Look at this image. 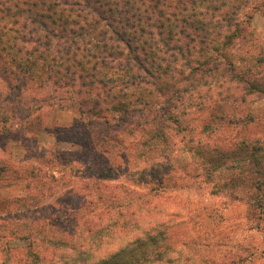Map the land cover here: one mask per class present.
<instances>
[{
  "label": "trees",
  "instance_id": "trees-1",
  "mask_svg": "<svg viewBox=\"0 0 264 264\" xmlns=\"http://www.w3.org/2000/svg\"><path fill=\"white\" fill-rule=\"evenodd\" d=\"M252 6L253 0H0V79L24 77L69 92L68 107L81 118L57 130L62 140L122 162L98 170L70 159L76 176L89 171L86 177L97 180L79 185L74 192L80 197L71 194L69 207L56 210L47 202L54 190L48 175L62 152L45 155L47 170L30 171L38 183L32 187L30 181V192L14 197L15 211L0 220V264L196 262L194 245L175 230L200 228V211L165 194L169 185L177 187L180 172L200 168L214 179L224 173L231 187L241 183L264 191V136L226 145L210 141L214 131L240 118L254 123L237 106L254 95L264 98V59L238 55L244 54L238 41L253 33ZM158 94L161 105L152 103ZM15 108L0 91L1 134L11 132ZM194 112L209 113L204 136L187 123ZM173 124L183 134L179 142ZM126 131L140 137L126 141ZM179 143L198 155L193 164L176 151ZM115 180L150 192L98 184ZM51 219L57 220L52 235ZM10 239L25 244L11 245Z\"/></svg>",
  "mask_w": 264,
  "mask_h": 264
},
{
  "label": "rangeland",
  "instance_id": "rangeland-1",
  "mask_svg": "<svg viewBox=\"0 0 264 264\" xmlns=\"http://www.w3.org/2000/svg\"><path fill=\"white\" fill-rule=\"evenodd\" d=\"M250 12L252 18L248 26L253 33L246 40L240 43V40L238 41V48L241 53H244L238 55L243 58L250 55L256 59H264L261 55H264V0H253ZM177 64L178 68H187L181 66L182 63ZM5 77L0 79L2 101L16 108L8 122L14 125L11 132L0 133V220L15 211L16 207L12 202L14 197L30 192L28 186L32 181L30 171L35 169L42 174L47 170L49 166L45 165L42 159L50 151L62 152L60 165L56 164L54 170L49 171L48 175L49 184L54 190L51 191L52 195L47 202L54 209L69 207L71 194L75 198L80 197L78 195L80 192H74L79 185L97 180L95 176L86 177L90 175L89 171L76 176L71 170L70 159L75 162V166L83 163L97 167L98 170L112 166L114 163L122 164L120 156L104 155L99 151L87 153V150H83L78 143L62 140L57 130L70 127L75 119L81 118L79 112L68 107L69 92L63 89L54 91V85L41 88L29 78ZM163 102L164 97L160 94L152 100V103L157 105ZM236 112H239L242 117L253 115L255 122L247 124L245 118H240L241 120L239 119L235 124L226 125L224 129L214 131L210 137L211 142L226 145L231 139L251 141L264 136V98H259L257 95L251 96L246 103H240L237 106ZM208 117V112H194L191 117H188L187 123L194 127L196 133L204 136L203 126L209 123L205 121ZM112 121L116 122L114 119ZM171 133L176 142L183 138L176 124L172 125ZM123 136L126 141L140 137L139 133L131 134L128 131ZM189 148L184 143H179L176 151H184L190 163L193 164L198 155L188 151ZM203 171L200 168L197 173L181 171L174 182L177 187L169 185L165 191L166 195L194 203L200 211L202 218L200 228L187 224L188 226L175 230L176 236L177 233L180 238L185 235V238L190 240L189 244L194 245L191 248L192 252L197 253L199 258L192 264H264V210L257 205L261 201L264 208V197H259V194H264V191L260 193L256 187L249 191L248 184L245 187L240 182V185L231 187L226 174L220 173L222 175L219 174L214 179L211 176L204 177ZM52 173L59 178L56 179L57 181L50 176ZM256 178L258 177L253 178L254 186L258 184ZM65 179L67 185L60 186ZM164 181H167L168 185V178ZM37 183L32 181V187H35ZM118 183L141 193L150 192L146 186L127 181H98V184L102 186L101 189L108 188L107 190H110L107 186ZM251 201L253 203H250ZM56 223V219H51L48 225L51 235ZM173 240L175 241V238ZM8 242L15 246L25 244V241L17 239H10ZM2 255V245H0V257ZM175 264H179V261Z\"/></svg>",
  "mask_w": 264,
  "mask_h": 264
}]
</instances>
